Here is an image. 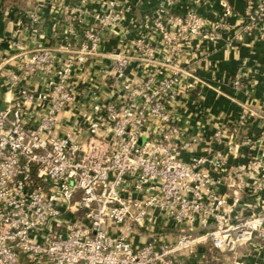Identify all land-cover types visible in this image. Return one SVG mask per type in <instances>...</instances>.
<instances>
[{"label": "built area", "instance_id": "obj_1", "mask_svg": "<svg viewBox=\"0 0 264 264\" xmlns=\"http://www.w3.org/2000/svg\"><path fill=\"white\" fill-rule=\"evenodd\" d=\"M127 1L102 0L92 25L84 21L90 0L65 5L66 34L82 28L75 48L11 43L18 65L1 83L10 98L0 107V264H188L178 254L207 244L232 255L264 247V152L234 162L258 138L234 142L221 128L213 137L222 149L180 157L196 139L180 141L174 111L192 84L182 82L188 73L174 56L195 38L213 40L223 21L206 28L194 12L177 14L173 0H161L149 23L168 53L157 57L138 37L129 52L101 54ZM241 17L244 32L264 42V0H247ZM24 19L16 39L34 34L41 13L27 10ZM87 55L111 64L89 85L78 77ZM133 59L142 72L132 81L125 71ZM154 63L167 73L145 67Z\"/></svg>", "mask_w": 264, "mask_h": 264}, {"label": "crops", "instance_id": "obj_2", "mask_svg": "<svg viewBox=\"0 0 264 264\" xmlns=\"http://www.w3.org/2000/svg\"><path fill=\"white\" fill-rule=\"evenodd\" d=\"M76 1L0 0V107L10 98L1 85L5 70L15 69L18 65L12 41L18 40L26 49L38 45L58 48L66 41L71 48H75L82 28L75 24L74 34H66L67 23L63 7L72 6ZM116 2L123 3V0ZM246 5L247 0H173V12H194L206 21V28L219 20L224 24L213 40L195 38L188 44H182L183 49L174 56L179 68L188 73L181 76L182 82L192 84L189 93L179 97V107L174 111L176 125L182 131L180 141L196 139L194 143L182 149L180 157L183 161L187 162L195 155L222 149V144L213 137L215 130L222 128L231 134L229 128L238 126L244 130L239 137H232L234 142H240L248 135L258 138L259 146L253 149L241 148L234 162L244 163L248 154H256L258 150L264 152V126L258 123V116H264V42L243 30L241 16ZM160 6L161 0H128L119 33L102 36L100 53H117L119 50L129 52L131 41L138 37H143L149 42L156 50L157 57L168 53L167 46L149 23L152 12ZM224 6L230 9V16L223 14ZM33 8H37L41 13V21L36 31L34 34L27 31L20 39L14 38L18 20L23 18L25 21L24 13ZM87 8L88 13L84 21L92 25V13L101 10L102 0H90ZM110 65V61L104 57L87 55L78 77L84 84L89 85L93 79L111 71ZM145 67L160 71L166 69V73L168 71L158 63ZM141 72L140 63L133 59L126 68L125 78L137 80ZM247 110L253 115L247 118L245 124H241L240 117ZM205 249L215 250L221 264H233L234 261L243 264H264V247L260 244L239 247L233 255L212 249L207 244L201 248V259Z\"/></svg>", "mask_w": 264, "mask_h": 264}, {"label": "trees", "instance_id": "obj_3", "mask_svg": "<svg viewBox=\"0 0 264 264\" xmlns=\"http://www.w3.org/2000/svg\"><path fill=\"white\" fill-rule=\"evenodd\" d=\"M243 130L244 128L241 126H238L236 128H229V132L234 139L239 137ZM201 263L221 264V261L217 256V252L215 250L205 249L204 257L202 258Z\"/></svg>", "mask_w": 264, "mask_h": 264}, {"label": "rangeland", "instance_id": "obj_4", "mask_svg": "<svg viewBox=\"0 0 264 264\" xmlns=\"http://www.w3.org/2000/svg\"><path fill=\"white\" fill-rule=\"evenodd\" d=\"M174 239L172 238H169L167 239L166 241L168 243H171ZM136 241H142V240H136ZM187 252L186 251H181L178 256L181 258V259H185L183 262H188V264H201V257L200 255H202V253H196V254H192L191 256H186Z\"/></svg>", "mask_w": 264, "mask_h": 264}, {"label": "water", "instance_id": "obj_5", "mask_svg": "<svg viewBox=\"0 0 264 264\" xmlns=\"http://www.w3.org/2000/svg\"><path fill=\"white\" fill-rule=\"evenodd\" d=\"M201 264H213V263H201Z\"/></svg>", "mask_w": 264, "mask_h": 264}]
</instances>
